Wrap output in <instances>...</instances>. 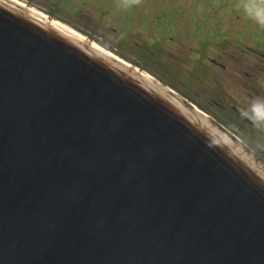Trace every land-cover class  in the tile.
<instances>
[{
	"label": "water",
	"instance_id": "obj_1",
	"mask_svg": "<svg viewBox=\"0 0 264 264\" xmlns=\"http://www.w3.org/2000/svg\"><path fill=\"white\" fill-rule=\"evenodd\" d=\"M234 141L0 0V264H264V171Z\"/></svg>",
	"mask_w": 264,
	"mask_h": 264
},
{
	"label": "rangeland",
	"instance_id": "obj_2",
	"mask_svg": "<svg viewBox=\"0 0 264 264\" xmlns=\"http://www.w3.org/2000/svg\"><path fill=\"white\" fill-rule=\"evenodd\" d=\"M20 2L34 7L43 12L51 19H57L88 38V41L96 43L106 51H110L117 57L123 59L134 67L152 75L159 84L172 90L181 98H187L193 102L201 111L215 120L217 123L221 120L214 114H220V108L206 105V99L201 96H195L187 86L182 82L188 81L187 69L197 67V62L202 53L199 32L197 34L200 22L206 21L209 26L206 33L211 31L214 42H221L223 36L231 34L244 35L245 46L254 45L264 53V0H139V3H145L146 10L138 9L135 16L134 29L138 33L149 35L152 32L154 19L158 18L157 6L167 7L172 4L178 8L179 15L176 18L177 34L181 36V41L172 48L176 52L175 57H169L173 60L172 69L168 60L160 57L156 61L155 57L146 58L144 54H139L136 49L129 48L126 42H129L131 31L123 22V13L119 10L111 9V5L119 0H19ZM138 3V4H139ZM126 8L128 3L125 5ZM151 9V10H149ZM141 11V13H140ZM106 13V14H105ZM138 13H140L138 15ZM146 16V23H142L140 16ZM144 18V17H143ZM126 28V29H125ZM139 39V36L137 37ZM213 42V44H215ZM208 50L211 57L222 62L220 58V49L213 47ZM184 59H187L186 62ZM160 62V63H159ZM191 63V64H190ZM217 67V66H215ZM260 86H264V64L260 65ZM244 70L247 66L244 65ZM180 74L182 77L174 75ZM221 73V69L218 68ZM237 80V75H232ZM186 77V78H185ZM221 75L219 74V78ZM245 77V75H244ZM192 78V77H191ZM198 86H206L205 83ZM220 86V81L218 82ZM222 86V85H221ZM231 86L237 85L236 82ZM220 124V123H218ZM221 125V124H220Z\"/></svg>",
	"mask_w": 264,
	"mask_h": 264
},
{
	"label": "flooded vegetation",
	"instance_id": "obj_3",
	"mask_svg": "<svg viewBox=\"0 0 264 264\" xmlns=\"http://www.w3.org/2000/svg\"><path fill=\"white\" fill-rule=\"evenodd\" d=\"M138 5L140 10L146 8L145 3ZM177 9L172 4L161 9L157 6V13L160 11L158 22L156 23V18L152 25L156 28L155 32L163 44L160 57L168 56L166 59L171 67L175 59L169 57L174 58L176 53L173 50L175 46L173 48L172 46L181 41V36L176 33L175 20L179 15ZM136 15L137 12L134 14V21ZM144 15L139 17L142 23H146L148 18L146 14ZM207 26L209 25L206 21L200 22L196 31L197 34L203 31L199 33V38L201 49L206 52L199 57L201 60L197 62V67L187 69L188 81L182 83L193 91L195 96L204 97L206 105L220 108L219 116L214 114L221 119L218 122L220 126L230 138L242 145V150L254 153L251 156L253 161L264 171V86H260V65L262 62L264 64V53L257 46H245L244 35L241 34L235 36L226 34L220 46L214 45L211 31L205 32ZM212 45L220 49L222 62L211 57L208 50H212ZM244 65L247 66V70H244ZM218 68L221 69V73ZM168 70L175 71L173 67ZM214 71L221 75L215 83L212 76ZM233 74L237 75V80H234ZM219 81L220 86H218ZM232 81L242 86H231ZM202 83H205V88L198 86Z\"/></svg>",
	"mask_w": 264,
	"mask_h": 264
},
{
	"label": "trees",
	"instance_id": "obj_4",
	"mask_svg": "<svg viewBox=\"0 0 264 264\" xmlns=\"http://www.w3.org/2000/svg\"><path fill=\"white\" fill-rule=\"evenodd\" d=\"M128 3V6L126 8V4ZM139 0H119V2H114L111 5V9L113 10H119L123 13V24L127 26V28L130 29L131 34L129 35V42L126 44L129 45V48L136 49L139 54H144L146 58L149 60V58L155 57L156 61H160V56H161V48H162V42H160V37H158V34L155 32L156 28L153 26L152 27V32L149 35H144L141 33H138L137 36L135 37L134 35L136 34L135 29H134V14L135 12L138 11V5ZM106 14V13H105ZM158 22V18L156 19V23ZM126 29V28H125ZM213 35V34H212ZM139 36V39L137 38ZM214 42V41H213ZM214 45L220 46L221 42H214ZM185 62L187 59H184ZM201 60V59H200ZM198 60V62L200 61ZM160 63V62H159ZM174 75L180 77V74ZM213 83L217 82L219 79V73L213 72ZM204 87V86H201ZM205 88V87H204Z\"/></svg>",
	"mask_w": 264,
	"mask_h": 264
},
{
	"label": "bare ground",
	"instance_id": "obj_5",
	"mask_svg": "<svg viewBox=\"0 0 264 264\" xmlns=\"http://www.w3.org/2000/svg\"><path fill=\"white\" fill-rule=\"evenodd\" d=\"M9 1L12 2L13 4H16V5L20 6V7H23V8H25V9H27L28 11H30V12H32V13H35V14H37V15H39V16H41V17L47 19V20H50V21H52V22H54V23H56V24H58V25L64 27L65 29H67V30L73 32L74 34H76V35H78V36H80V37H82L83 39H85V40L88 41V38H86L84 35H82L81 33H79L77 30L73 29L72 27L68 26L67 24H65V23H63V22H61V21H59V20H57V19H51V18H49L46 14H44L43 12L37 10L36 8H34V7H29L28 5H26V4L22 3V2H20L19 0H9ZM93 44H94L95 46H97L98 48L102 49L103 51L109 53L110 55H112V56H114V57L116 56L115 54L111 53L110 51H106L105 49L101 48V47H100L99 45H97L95 42H94ZM136 70H138L139 72H142V74L146 75L147 77L151 78L152 80H154V81H156V82L158 83V81H157L152 75L148 74L147 72H145V71H143V70H140L138 67H136ZM174 92H175V91H174Z\"/></svg>",
	"mask_w": 264,
	"mask_h": 264
}]
</instances>
